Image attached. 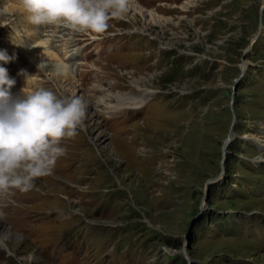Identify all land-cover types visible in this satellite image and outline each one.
<instances>
[{
	"label": "rangeland",
	"instance_id": "1",
	"mask_svg": "<svg viewBox=\"0 0 264 264\" xmlns=\"http://www.w3.org/2000/svg\"><path fill=\"white\" fill-rule=\"evenodd\" d=\"M64 30L95 39L82 66L99 81H58L86 102L83 128L51 175L11 190L19 238L0 264H264V0H135L103 35ZM143 92L142 110L95 107Z\"/></svg>",
	"mask_w": 264,
	"mask_h": 264
},
{
	"label": "clouds",
	"instance_id": "2",
	"mask_svg": "<svg viewBox=\"0 0 264 264\" xmlns=\"http://www.w3.org/2000/svg\"><path fill=\"white\" fill-rule=\"evenodd\" d=\"M21 4L34 25H62L73 33L100 36L109 20L123 17L135 0H21ZM11 59L0 51V61ZM15 83L0 67V193L28 192L36 179L51 175L65 154L62 142L77 136L87 112L81 98L59 97L43 88L13 94Z\"/></svg>",
	"mask_w": 264,
	"mask_h": 264
},
{
	"label": "bare ground",
	"instance_id": "3",
	"mask_svg": "<svg viewBox=\"0 0 264 264\" xmlns=\"http://www.w3.org/2000/svg\"><path fill=\"white\" fill-rule=\"evenodd\" d=\"M17 10L14 7H8L0 11V26L2 23L10 16H13ZM141 9H139V13H142ZM153 16V15H152ZM51 52H48L45 50V45L43 43H37L32 50L27 54V60L30 62V64L36 66L37 69H39L40 75H44V78H40L41 82H51L54 89H57L58 95L63 97L61 94V91L59 89V83L63 84L64 80L66 79L69 83V87L73 85L72 87L76 90L79 87L80 84H77L72 77L70 76V73L67 72V70L64 68V66L55 59V55ZM53 60V61H52ZM58 61L57 64H54ZM95 89V88H94ZM50 90V89H48ZM88 89L87 92H89ZM97 91V90H96ZM30 94V93H25ZM84 95V94H82ZM153 94L151 92H143L140 94L139 98L136 96H132L131 94H126L122 96L113 97L109 93L102 98V100H99L95 105V107L102 106V111H113L114 113L123 112L126 110H142L145 106H147V101L150 96ZM114 101V104L111 103V101ZM110 116V115H109ZM86 130V129H85ZM233 134H231V138H233ZM255 142L258 143V146L260 148H264V140L263 138H256L254 139ZM136 151V150H135ZM11 191L0 193V230H4L6 232V236L0 235V251L6 253V258L10 259L13 258L15 255V249L12 246V242L14 240H18V235L16 232L11 230V226L6 222L7 216L2 214V208H6L8 204V197L9 194H11ZM2 223V224H1ZM10 231V233L6 230V228ZM3 232V233H4ZM12 233V234H11ZM2 234V232H0ZM20 236V235H19ZM26 238L27 237H23ZM0 252V253H1ZM4 258V257H3Z\"/></svg>",
	"mask_w": 264,
	"mask_h": 264
},
{
	"label": "water",
	"instance_id": "4",
	"mask_svg": "<svg viewBox=\"0 0 264 264\" xmlns=\"http://www.w3.org/2000/svg\"><path fill=\"white\" fill-rule=\"evenodd\" d=\"M254 41V40H253ZM251 46V45H250ZM250 48H248V50H249Z\"/></svg>",
	"mask_w": 264,
	"mask_h": 264
}]
</instances>
